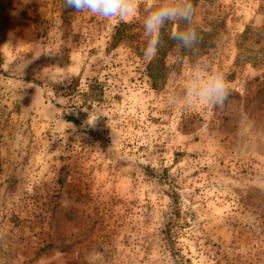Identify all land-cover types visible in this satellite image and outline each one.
Listing matches in <instances>:
<instances>
[{"label":"rangeland","instance_id":"obj_1","mask_svg":"<svg viewBox=\"0 0 264 264\" xmlns=\"http://www.w3.org/2000/svg\"><path fill=\"white\" fill-rule=\"evenodd\" d=\"M160 2L106 21L0 0V264H264V0H193L203 39L153 87ZM197 59L227 74L222 108L172 103Z\"/></svg>","mask_w":264,"mask_h":264},{"label":"clouds","instance_id":"obj_2","mask_svg":"<svg viewBox=\"0 0 264 264\" xmlns=\"http://www.w3.org/2000/svg\"><path fill=\"white\" fill-rule=\"evenodd\" d=\"M137 0H65L68 8L78 13L87 12L106 21H124L136 12ZM196 8L193 0H161L143 19V32L147 40L145 59L157 55L162 46V31L171 22H182L185 27L173 39L176 46L185 51H193L203 37L194 26ZM230 82L227 74L213 69L197 59L192 64L191 75L185 80L183 93L173 96V104L191 108L193 102H202L222 108L229 100Z\"/></svg>","mask_w":264,"mask_h":264},{"label":"trees","instance_id":"obj_3","mask_svg":"<svg viewBox=\"0 0 264 264\" xmlns=\"http://www.w3.org/2000/svg\"><path fill=\"white\" fill-rule=\"evenodd\" d=\"M59 3L62 5L63 10L64 11H68V10H72L71 8L66 7L65 5V0H58ZM185 27V25L182 22H178L176 25V33L178 31L183 30V28ZM260 31V28H256V29H251L248 32H246L247 34L250 33V35L256 37L258 36ZM164 31H162V46L159 48V51L157 53V55L155 57H153L151 59V61H149V63L147 64V76L149 79H151L152 81V85L153 87H156L157 84V78H158V71H159V67L161 65V57L170 49L174 46V43L176 42L173 37H168L166 34L163 33ZM175 33V34H176ZM245 34L242 33L241 36H239L240 39H242L243 35ZM238 51H241V43L237 45ZM179 52L181 55H185L188 56L190 54L191 51H185L179 48ZM240 53V52H239ZM87 91L85 93H82V97L84 98V100L88 97V98H93V96L91 95V91H92V86L88 85L87 87ZM63 119L65 122L71 123L73 126L78 127L79 126V121L74 117V116H70V115H63ZM164 236L166 238V240H169V236L168 233L165 231L164 232ZM177 261L178 264H182L179 259H175Z\"/></svg>","mask_w":264,"mask_h":264}]
</instances>
